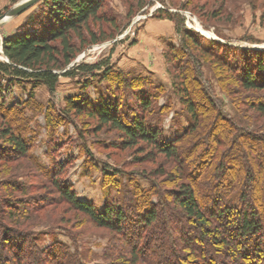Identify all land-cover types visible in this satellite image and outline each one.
Masks as SVG:
<instances>
[{
  "label": "trees",
  "instance_id": "16d2710c",
  "mask_svg": "<svg viewBox=\"0 0 264 264\" xmlns=\"http://www.w3.org/2000/svg\"><path fill=\"white\" fill-rule=\"evenodd\" d=\"M136 1L138 6L147 3ZM40 2L39 9L28 17L26 25L31 27L24 25L18 35L2 41L0 79L6 87L1 88L0 83V165L31 156L33 138L27 135L30 130L24 110L30 105L35 87L43 84L52 94L61 76L72 77L78 72L90 73L100 81L114 80L117 89L124 90V97L129 95L133 100L130 105L129 100L123 101L127 98L121 101L118 95L96 100L69 96L64 99V107L58 108L57 117L73 122L85 116L94 122L96 131H115L123 149L136 148L139 153H147L150 160L162 155L179 165L174 167L175 172L162 167L152 171L156 176H165L163 182H170L166 192L155 180L148 190L132 183L130 200L124 194L120 201L117 199L118 204L108 199L101 206L78 198L71 184L55 179V188L72 209L88 216L95 225L113 230L120 238L121 244L111 252L113 257L106 264H264V124L259 131L238 125L219 107L206 78L199 77L201 59L210 60L218 82L228 92L263 90L264 49L211 39L199 31L185 29L182 14L167 12L180 35L179 44L170 49L174 68L182 72L177 73L179 83L174 91L189 118L182 135L167 140L159 126L145 117L153 95L139 88L141 79L130 80L109 66L101 70L107 64L104 62L70 64L79 51L76 40L80 44L86 36L92 42L97 40L92 23H113L104 10L105 0ZM220 10L211 16H219ZM180 54L185 56L184 65L179 61L183 60ZM96 69L100 73H94ZM12 84L30 86L25 99L9 101L6 94ZM235 101L239 107L244 106L243 111L252 110L255 116L264 117V99ZM199 129H203L201 133ZM205 132L209 143L201 140ZM184 140H189L192 162L197 159L194 163H186L179 155ZM35 164L42 169L38 162ZM44 171L47 176L57 173L54 167ZM103 171L117 183L119 171L105 167ZM1 202L12 216L14 209L27 206L23 200L9 197H1ZM31 234L3 225L0 264H85L62 242L41 248L29 237Z\"/></svg>",
  "mask_w": 264,
  "mask_h": 264
},
{
  "label": "rangeland",
  "instance_id": "374dc122",
  "mask_svg": "<svg viewBox=\"0 0 264 264\" xmlns=\"http://www.w3.org/2000/svg\"><path fill=\"white\" fill-rule=\"evenodd\" d=\"M19 1L0 0V14ZM40 1L21 14L0 21V60L4 59L2 41L20 33L28 17L39 9ZM221 1L147 0L145 5L138 6L136 0H105L104 10L113 23H92L90 27L97 34V40L92 42L89 36L83 44L76 40L79 51L70 64L104 62L107 64L101 70L109 66L130 80L141 79L139 88L153 95L150 111L145 113L146 119L159 126L165 139H174L187 128L189 118L174 91L179 83L177 73L181 71L174 68L170 49L179 44L180 35L176 32L174 20L166 13L182 14L185 29L199 31L211 39L243 48L264 49V0H225L223 6ZM219 10V16H211ZM182 57L183 60L179 61L184 65L185 56L180 54L179 59ZM201 61L199 77H205L211 85L212 95L225 114L242 127L263 130L264 117L255 116L252 110L243 111L244 106L239 107L235 100L264 99V89L228 92L212 71L214 64L210 60ZM101 70L93 72L98 74ZM86 81L89 82L84 87ZM0 83L4 89L6 83L2 79ZM116 85L114 80L100 81L98 77L92 78L90 73L78 72L72 77L61 76L52 94L43 84L34 88L30 105L24 110L27 130H30L27 135L31 134L33 138L29 148L31 156L0 165V229L9 225L32 233L29 237L41 248L60 241L71 252H76L83 263L106 264L113 257L111 252L121 244L120 238L113 230L95 225L88 216L72 209L55 188V179L65 180L72 185L78 198L98 206L108 199L118 204L117 199L120 201L124 194L127 201L130 200L132 183L148 190L151 181L155 180L161 191L169 189L170 182H163L165 176H156L152 171L162 167L167 172H175L174 167L179 165L176 161H167L162 155L150 160L147 153H139L136 148L123 149L115 131L107 128L96 131L94 122L85 116L73 118V122L57 117L58 108L64 107V99L69 96L96 100L104 95L112 99L118 95L121 101L127 98L123 100L127 103L129 95L124 97V90H118ZM29 87L28 84H12L8 86L6 97L9 101L25 99ZM132 101L129 100L128 104ZM213 114L208 118L211 119ZM202 130L199 129V133ZM204 139L207 140L204 143L210 142L206 132L201 136V140ZM183 142L179 155L186 163H194L197 159L192 162L189 140ZM223 144L225 146V141L222 147ZM243 159L239 158V161L242 163ZM37 162L42 169L36 167ZM53 167L56 175L43 173L44 169ZM104 167L120 172L116 176L117 183L113 177L105 176ZM3 168L8 169L3 171ZM1 197L23 200L27 206L14 209L13 216L8 215ZM111 245L113 248L109 250ZM3 253L8 255L5 251Z\"/></svg>",
  "mask_w": 264,
  "mask_h": 264
},
{
  "label": "water",
  "instance_id": "95a60500",
  "mask_svg": "<svg viewBox=\"0 0 264 264\" xmlns=\"http://www.w3.org/2000/svg\"><path fill=\"white\" fill-rule=\"evenodd\" d=\"M39 0H21L0 14V21L21 14Z\"/></svg>",
  "mask_w": 264,
  "mask_h": 264
}]
</instances>
